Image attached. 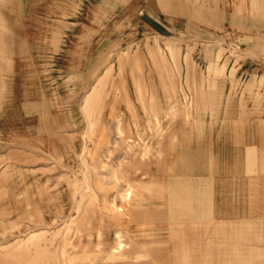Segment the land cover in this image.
Here are the masks:
<instances>
[{"label": "rangeland", "instance_id": "374dc122", "mask_svg": "<svg viewBox=\"0 0 264 264\" xmlns=\"http://www.w3.org/2000/svg\"><path fill=\"white\" fill-rule=\"evenodd\" d=\"M192 3L0 0V264H173L128 180L172 128L234 124L203 91L264 90V5Z\"/></svg>", "mask_w": 264, "mask_h": 264}, {"label": "crops", "instance_id": "0c3cea01", "mask_svg": "<svg viewBox=\"0 0 264 264\" xmlns=\"http://www.w3.org/2000/svg\"><path fill=\"white\" fill-rule=\"evenodd\" d=\"M148 86L146 98L159 100ZM203 92L199 102L209 108V119L234 124L172 128L159 149L162 157L143 164L142 174L128 180L143 221L157 232L145 253L173 264H264V107L258 104L264 90L239 106L217 103L212 90ZM204 117L196 112L192 120Z\"/></svg>", "mask_w": 264, "mask_h": 264}, {"label": "bare ground", "instance_id": "6f19581e", "mask_svg": "<svg viewBox=\"0 0 264 264\" xmlns=\"http://www.w3.org/2000/svg\"><path fill=\"white\" fill-rule=\"evenodd\" d=\"M245 163V162H244ZM245 167V166H244ZM245 169V168H244ZM180 171V170H179ZM221 173V172H220ZM245 173V172H244ZM215 213V212H214ZM263 218V217H262Z\"/></svg>", "mask_w": 264, "mask_h": 264}]
</instances>
